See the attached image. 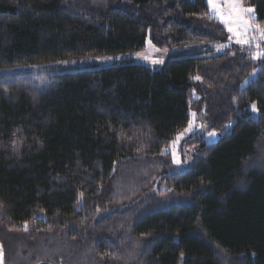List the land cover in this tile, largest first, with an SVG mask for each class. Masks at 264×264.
<instances>
[{
    "label": "trees",
    "instance_id": "1",
    "mask_svg": "<svg viewBox=\"0 0 264 264\" xmlns=\"http://www.w3.org/2000/svg\"><path fill=\"white\" fill-rule=\"evenodd\" d=\"M229 39L207 0H0V70ZM232 52L0 77L6 264H264V57ZM193 112L229 131L171 173Z\"/></svg>",
    "mask_w": 264,
    "mask_h": 264
},
{
    "label": "rangeland",
    "instance_id": "2",
    "mask_svg": "<svg viewBox=\"0 0 264 264\" xmlns=\"http://www.w3.org/2000/svg\"><path fill=\"white\" fill-rule=\"evenodd\" d=\"M209 11L210 14L217 19L219 22H221L219 15L217 14V11L214 10V8L209 4ZM216 9L219 10V12H223L225 14H228L232 11V4L231 0H213ZM237 8H251L249 6H246L243 0H237ZM253 9V8H252ZM244 20L248 21V24L252 26V28L248 29L247 31V37L251 39L250 45L245 44H239L236 42L237 40V34L230 33V39L227 44H209L207 46L204 45H198L196 47H178V48H159L155 46L152 41L148 40L146 48L141 52L131 53V54H122V55H116V56H105V57H96V58H86L82 60H74L68 61V63H53V64H46V65H38V66H29V67H23V68H15V69H4L0 70V77H13V76H21V75H39V74H46V73H57L62 71H69V70H76V69H82L85 67H107L112 65H119L125 62L128 63H134L139 66H144L146 68H150L152 70H160L164 66L165 62L168 60L181 56L190 52H202L203 54H224L227 52H232L231 54L234 55L235 47H239L243 50V52L246 54V57L250 58L252 62L256 65H258L259 61L263 59V57L258 59H253V54L258 51L256 48V43H260V50H264V40L261 39L259 35L254 34L253 30L258 24H257V16L255 11L253 13H241ZM249 16H254V19H249ZM224 26L227 29V26L225 23ZM259 26V25H258ZM234 28H236V25H233ZM261 27V26H260ZM245 29L240 26L239 32L242 34L244 33ZM111 57V59H107ZM162 61L160 63H153L152 61ZM255 75L252 74V76L246 80L244 85H246L249 81H251L253 78H255ZM253 105V104H252ZM252 105L249 106L248 110L252 113L254 117L258 116V110L253 111ZM257 108V107H256ZM195 114V115H193ZM205 114L201 115L198 113H191V123L192 128L190 131L182 132V138L176 141L175 148L172 147V143L169 145V147L166 149L165 153L170 155L173 159V152L176 154V159L179 161V163H174V167L171 170V173H177V172H183L188 169H190L194 163V157L198 152L197 145L199 143H195L196 139H202V142L209 145L216 143L220 140V138L226 134V132L229 131L230 126H228L227 130L225 132H218L215 129L211 128V119L207 120L205 118ZM215 132L216 135L214 137H210L208 134L209 132ZM201 142V143H202ZM153 194V193H152ZM113 213V211H106L102 212L98 215L97 220H102L105 217L110 216ZM17 253V252H16ZM50 254V253H48ZM22 255L18 253L19 259ZM84 257V256H83ZM25 259V258H20ZM27 259V258H26ZM75 261V262H74ZM82 261V260H81ZM81 261H78L76 259L73 260L71 264H78ZM8 264H15L16 261H13V257L8 259Z\"/></svg>",
    "mask_w": 264,
    "mask_h": 264
},
{
    "label": "snow or ice",
    "instance_id": "3",
    "mask_svg": "<svg viewBox=\"0 0 264 264\" xmlns=\"http://www.w3.org/2000/svg\"><path fill=\"white\" fill-rule=\"evenodd\" d=\"M209 4L214 8V10L217 11V14L219 15V18L221 20V22L225 23L227 26V30L230 33H236L237 34V40L236 42L239 44H245V45H250L251 44V39L249 38H245L247 37V31L248 29L252 28L251 25L248 24L247 20H244L241 13L246 12V13H253L254 9L252 8H247V9H243V8H237V0H231V4H232V11L229 12L228 14H225L223 12H219L218 9H216V6L213 2V0H209ZM249 19H254V16H249ZM233 25H236L237 27L234 28ZM242 26L245 31L244 33H240L239 32V27ZM254 34L259 35L261 37L262 40H264V28L260 27V26H256L254 29H252ZM256 48L258 49V51L256 53L253 54V59H258L261 57H264V50H260V43H256ZM107 59H111V57L107 58ZM153 63H160L162 61H152ZM62 63H68L67 61H63ZM74 63V61H73ZM253 75H255V73H253ZM194 79L199 80L200 77L196 76L194 77ZM252 110L255 112L257 111L256 105L253 104L252 106ZM195 115V114H193ZM192 128V123L189 122L188 127L184 130L185 132L190 131ZM182 133L177 134L176 136V141H178L179 139L182 138ZM210 137H214L216 135V133L213 132H209L208 134ZM176 146V142L173 141L172 143V147L175 148ZM162 154H164V152H162ZM173 162L174 163H179V161L176 159V154L175 152H173ZM83 194L81 193V196ZM0 207H2V205H0ZM24 230L27 231L28 230V225L27 222L24 223ZM105 255L109 256L112 259H115L116 257L111 254V253H105ZM0 264H2V261H0Z\"/></svg>",
    "mask_w": 264,
    "mask_h": 264
},
{
    "label": "water",
    "instance_id": "4",
    "mask_svg": "<svg viewBox=\"0 0 264 264\" xmlns=\"http://www.w3.org/2000/svg\"><path fill=\"white\" fill-rule=\"evenodd\" d=\"M0 261H2V264H6L5 249L1 242H0Z\"/></svg>",
    "mask_w": 264,
    "mask_h": 264
}]
</instances>
